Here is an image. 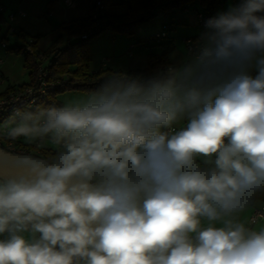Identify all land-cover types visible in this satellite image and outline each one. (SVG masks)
Returning <instances> with one entry per match:
<instances>
[{
    "label": "clouds",
    "instance_id": "1",
    "mask_svg": "<svg viewBox=\"0 0 264 264\" xmlns=\"http://www.w3.org/2000/svg\"><path fill=\"white\" fill-rule=\"evenodd\" d=\"M101 80L13 111L0 264H264V0Z\"/></svg>",
    "mask_w": 264,
    "mask_h": 264
},
{
    "label": "crops",
    "instance_id": "2",
    "mask_svg": "<svg viewBox=\"0 0 264 264\" xmlns=\"http://www.w3.org/2000/svg\"><path fill=\"white\" fill-rule=\"evenodd\" d=\"M93 1L74 0L72 5H67L64 0H0V5L4 7L0 11V95H5L6 92L17 86L30 85L31 83V76L25 65V53H17L12 50V47H15L16 44H23V40L34 38L37 51L43 52L58 34L59 25L91 13ZM47 7L50 10L48 14H45L44 11ZM119 8L116 5L110 10L117 11ZM18 9H22L26 13L25 16L17 14ZM199 11H203V9L192 12L187 7H182V13L177 17V20L168 21L161 17L162 19L157 25H145L153 18L139 25L135 35L131 37L116 35L110 30L102 32L90 41L91 72H96L100 68H108L113 71L135 73L147 67L148 55L151 52L156 54L164 52L168 58L173 50L185 44V38L196 39L203 30L204 26L199 25L197 21ZM215 11L214 9L212 12L217 15ZM223 11L225 10L223 9ZM12 13L15 14V18L11 22L9 15ZM164 24L169 26L167 38L137 46L133 50V55H128L130 43L152 37L161 30ZM11 25L16 28L15 32L8 30ZM2 41L6 43V48L1 46ZM103 58L109 59L104 66L101 64ZM71 93L74 94L72 95L73 101L88 94L82 91H71ZM59 103L61 105V101ZM18 144L30 147L21 140H18Z\"/></svg>",
    "mask_w": 264,
    "mask_h": 264
},
{
    "label": "trees",
    "instance_id": "3",
    "mask_svg": "<svg viewBox=\"0 0 264 264\" xmlns=\"http://www.w3.org/2000/svg\"><path fill=\"white\" fill-rule=\"evenodd\" d=\"M198 1L203 6L204 11H213L221 2V0ZM104 2V8L97 11L96 16L92 14L95 10L93 5L92 12L84 17L61 23L58 27V34L43 52L37 51L36 41L32 45L35 49L34 54H28L24 51L28 40H23V44H16L15 47H12V50L17 53H25V65L31 76L30 85L35 83L39 65H43L50 70L53 78L68 79L59 89L50 92L47 99L40 104L60 105L57 96L61 92L82 91L88 93L102 82V77L108 75L109 72H113L108 68H100L96 72L90 70V41L102 32L110 30L113 34L134 36L137 27L153 19L157 13L161 12L168 15L174 9L194 3L195 0H105ZM116 5L124 8V10L122 12L111 11L110 9ZM49 10L50 8L47 7L44 13L48 14ZM83 35H86V38H82ZM152 41L157 40L152 36L134 42L144 45L151 44ZM36 53H42V58L38 59ZM166 59L164 52L160 54L151 52L148 55L147 67L135 73H147ZM26 86L28 85H22L21 87ZM18 145L23 146L22 144Z\"/></svg>",
    "mask_w": 264,
    "mask_h": 264
},
{
    "label": "built area",
    "instance_id": "4",
    "mask_svg": "<svg viewBox=\"0 0 264 264\" xmlns=\"http://www.w3.org/2000/svg\"><path fill=\"white\" fill-rule=\"evenodd\" d=\"M67 5H72L74 0H64ZM105 0H94L93 5L95 10L92 12L93 16H96L97 11L104 8ZM238 2V0H237ZM4 7L0 5V11H2ZM17 14L21 16H25V12L22 9L17 10ZM216 16L212 11H199L197 13V21L198 24L204 26V23L207 19ZM15 18V14L12 13L9 15V20L12 22ZM168 25L164 24L160 31L156 32L153 37L159 41L167 38L168 36ZM10 32H15L16 28L11 25L8 29ZM82 38H86V35H83ZM189 40H195L191 37L185 38V42ZM35 42L34 38H29L27 43L25 44L24 51L28 54H34L35 49H33V43ZM1 46L6 48L7 45L4 41L1 42ZM137 46H142V44H137L135 42L130 43L128 55H133V50ZM37 58H42V53H36ZM108 58H103L101 64L104 66L108 62ZM67 78H53L50 70H48L45 66L39 65L37 67L36 79L34 85H28L26 87L17 86L10 90L3 96H0V147H2L5 151L9 152H28L31 151V147L28 146H20L17 144L18 140H11L7 138L5 135L6 128L8 126V121L13 114V111L17 108H23L26 105H31L33 102L35 104H40L41 102L47 99V96L50 92L59 89L65 82H67ZM260 210H264L262 207ZM255 215V212L252 213Z\"/></svg>",
    "mask_w": 264,
    "mask_h": 264
},
{
    "label": "rangeland",
    "instance_id": "5",
    "mask_svg": "<svg viewBox=\"0 0 264 264\" xmlns=\"http://www.w3.org/2000/svg\"><path fill=\"white\" fill-rule=\"evenodd\" d=\"M235 3H237V0H221L220 4L217 5V7L215 8V10H216L215 13L219 14V13L223 12V9L226 11L230 6H232ZM184 7H187V9H190L192 12H194L196 10H200L201 8L203 9V6L201 5L200 1H198V0H195L194 3L186 4ZM123 10H124V8L120 7L117 10V12H122ZM181 11H182V7L174 9V11L168 15H165V14L160 12L156 17H154L153 20H151L149 23H147L145 25L155 26L159 23L160 19H162L161 17H164L168 21H172L173 19L177 20V17L182 13ZM116 35L127 36L126 34H116ZM27 40H29V39H27ZM123 56H125L124 53H123ZM72 95H74V94H72L71 91L61 92L58 94V101H61V104L71 102V101H73Z\"/></svg>",
    "mask_w": 264,
    "mask_h": 264
},
{
    "label": "water",
    "instance_id": "6",
    "mask_svg": "<svg viewBox=\"0 0 264 264\" xmlns=\"http://www.w3.org/2000/svg\"><path fill=\"white\" fill-rule=\"evenodd\" d=\"M5 150L2 148V147H0V153H3Z\"/></svg>",
    "mask_w": 264,
    "mask_h": 264
}]
</instances>
